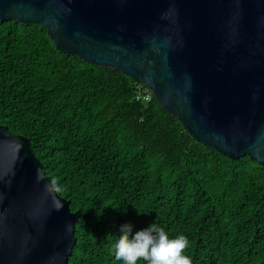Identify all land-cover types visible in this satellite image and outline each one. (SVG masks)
Segmentation results:
<instances>
[{"label": "trees", "instance_id": "1", "mask_svg": "<svg viewBox=\"0 0 264 264\" xmlns=\"http://www.w3.org/2000/svg\"><path fill=\"white\" fill-rule=\"evenodd\" d=\"M140 87L57 50L39 25L0 22V125L82 212L69 264H123L124 224L185 235L193 264H264V167L197 142Z\"/></svg>", "mask_w": 264, "mask_h": 264}, {"label": "water", "instance_id": "2", "mask_svg": "<svg viewBox=\"0 0 264 264\" xmlns=\"http://www.w3.org/2000/svg\"><path fill=\"white\" fill-rule=\"evenodd\" d=\"M11 19L144 84L197 142L264 167V0H0ZM81 217L0 125V264H69Z\"/></svg>", "mask_w": 264, "mask_h": 264}, {"label": "clouds", "instance_id": "3", "mask_svg": "<svg viewBox=\"0 0 264 264\" xmlns=\"http://www.w3.org/2000/svg\"><path fill=\"white\" fill-rule=\"evenodd\" d=\"M52 184L55 191H60V188L55 187V181ZM61 207L58 205V208ZM188 247L189 240L185 235L170 238L165 229L156 224L134 235L133 226L124 224L112 245V251L115 260L123 264H138L141 260L147 264H193L192 258L185 254Z\"/></svg>", "mask_w": 264, "mask_h": 264}, {"label": "built area", "instance_id": "4", "mask_svg": "<svg viewBox=\"0 0 264 264\" xmlns=\"http://www.w3.org/2000/svg\"><path fill=\"white\" fill-rule=\"evenodd\" d=\"M150 90L147 87V89L140 87L139 88V98L138 99H143L144 101H149L150 100Z\"/></svg>", "mask_w": 264, "mask_h": 264}]
</instances>
